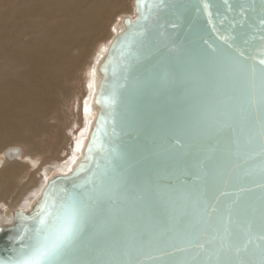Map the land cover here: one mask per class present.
Masks as SVG:
<instances>
[{
	"label": "water",
	"instance_id": "1",
	"mask_svg": "<svg viewBox=\"0 0 264 264\" xmlns=\"http://www.w3.org/2000/svg\"><path fill=\"white\" fill-rule=\"evenodd\" d=\"M134 6L80 158L0 226V264H264V0Z\"/></svg>",
	"mask_w": 264,
	"mask_h": 264
},
{
	"label": "bare ground",
	"instance_id": "2",
	"mask_svg": "<svg viewBox=\"0 0 264 264\" xmlns=\"http://www.w3.org/2000/svg\"><path fill=\"white\" fill-rule=\"evenodd\" d=\"M104 3H99V0H0V145L7 140L21 141L26 133L27 140L32 141L36 147H45L37 138L44 131H54V126L47 129L44 125L47 120L55 119L63 102L57 93L59 85L75 72L79 62L74 50L83 47V43H88L93 37L92 34L100 26L99 20L106 10ZM123 29L125 27L120 23L118 32ZM83 31L84 38L81 40L76 33ZM108 47L100 53L94 65L92 92L88 103L90 124L82 142L83 148L98 116L96 96L103 79L101 65ZM18 147L21 149L20 156L14 159L0 158L2 195L7 194L12 177L24 179L26 168L31 171L41 170L39 156L30 155L24 148ZM20 159L24 164L16 162ZM5 161L16 163L6 164L8 169L2 171ZM72 168L73 164L61 173L69 172ZM51 175L46 179L45 176L41 177L33 186L32 198L36 197V200L32 201L31 198L32 203L28 201L31 203L28 206L27 202L21 205V202L13 204V200H9L13 210H30ZM14 216L15 212L2 218L0 225L11 224Z\"/></svg>",
	"mask_w": 264,
	"mask_h": 264
},
{
	"label": "rangeland",
	"instance_id": "3",
	"mask_svg": "<svg viewBox=\"0 0 264 264\" xmlns=\"http://www.w3.org/2000/svg\"><path fill=\"white\" fill-rule=\"evenodd\" d=\"M134 1L99 0V3L105 2L104 8H106L99 20L100 26L95 29L92 34L93 37L90 38L88 43H83V47L74 48V54L78 56L77 61L79 64L69 79L59 85L57 93H59V97L63 102H61L56 112L55 119L47 120L44 125L47 129H52L54 126V131H44L37 138L38 142L40 141L45 147H36L32 141L27 140L26 133L23 135L24 139H21V141L7 140L0 145V158L6 159L5 149L7 147L21 146L25 149L26 153L35 156L38 155L40 163L42 164L41 170L38 171H31L26 168L24 179H18L17 177L14 179L12 177L7 194H0V220L11 216L18 210H13V205L9 200L12 199L13 204L21 202V205L27 202L26 204L28 206L30 202L32 203L33 200H36V197L32 198L34 196L33 186L36 185L41 177L45 176L44 178L46 179L50 174L53 176L56 173L66 171L72 164L74 166L77 163V160L80 158L77 157L81 154L83 148L82 142L88 133L90 124V109L88 103L92 92L94 65L100 53L105 51L107 46L110 47L112 40L119 34L118 26L120 23L126 27L124 23L126 18L130 17L134 19L136 17ZM76 35L77 38L82 40L84 38V31L80 34L76 33ZM45 133L46 136L44 135ZM45 137H47V140ZM20 161L23 162L21 159L16 162L18 163ZM16 162L5 161L2 171L8 169L6 164L11 165ZM31 198L32 201H30Z\"/></svg>",
	"mask_w": 264,
	"mask_h": 264
}]
</instances>
